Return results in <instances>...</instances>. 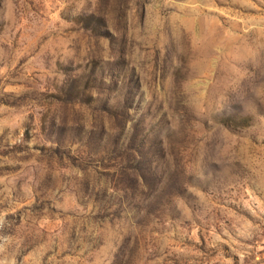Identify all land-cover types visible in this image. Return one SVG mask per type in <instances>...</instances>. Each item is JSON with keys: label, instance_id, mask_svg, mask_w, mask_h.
Returning a JSON list of instances; mask_svg holds the SVG:
<instances>
[{"label": "rangeland", "instance_id": "1", "mask_svg": "<svg viewBox=\"0 0 264 264\" xmlns=\"http://www.w3.org/2000/svg\"><path fill=\"white\" fill-rule=\"evenodd\" d=\"M0 264H264V0H0Z\"/></svg>", "mask_w": 264, "mask_h": 264}]
</instances>
